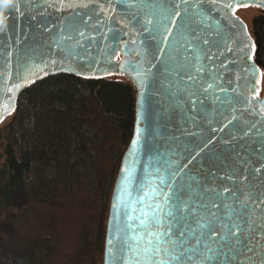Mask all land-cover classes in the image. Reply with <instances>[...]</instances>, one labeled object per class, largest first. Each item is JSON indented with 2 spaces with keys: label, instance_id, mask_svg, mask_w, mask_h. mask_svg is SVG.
<instances>
[{
  "label": "snow or ice",
  "instance_id": "snow-or-ice-1",
  "mask_svg": "<svg viewBox=\"0 0 264 264\" xmlns=\"http://www.w3.org/2000/svg\"><path fill=\"white\" fill-rule=\"evenodd\" d=\"M257 2L107 0L105 7L99 0L80 3L59 0L62 8L89 9L92 3H98L99 9L91 8L83 16L77 13L67 19L46 57H17L13 65L9 62L13 54L4 53L9 59L2 65L5 71L0 74V85L11 94V99L8 106L0 107V121L14 111L15 97L23 87L34 83L40 73L48 74L45 69L82 75L77 66L89 69L98 66L95 60L81 64L85 59L81 51H88L86 45L94 42L105 21L112 19L116 11L113 5L126 11L125 18L139 39H130L132 48L125 42L121 50L125 56L136 59H125L113 67L136 82L140 107L135 137L122 165L113 202V235L107 241L111 264H264L261 80L250 81L249 95L245 96L237 90L242 77L236 75L234 80L229 76L227 87L224 77V72L238 66L241 58L251 61L255 53L246 25L235 12L241 5L247 7ZM45 3L48 7L55 6L48 0ZM29 6L32 0L4 5L13 20L16 12ZM93 17L97 21L94 25L89 23ZM11 27L9 24L7 29ZM89 27L94 29L92 35L86 32ZM106 30L117 42L108 55L119 61V42L128 33ZM9 39H13L9 31L0 27V47L7 46ZM52 47L58 49V59L51 57ZM241 71L246 77L249 68ZM251 71L254 76L258 72L264 78V72L254 66ZM9 77L13 78L10 86L6 82ZM146 104L149 115L145 120ZM153 104L159 107L167 136L153 127L157 115ZM237 104L253 117L251 121L241 127L239 117L233 115L219 129L211 127L213 122L224 121L227 112H236ZM142 120L144 128L140 127ZM173 120L175 124L171 123ZM206 125L211 132H223L232 125L227 135L236 141L241 137H233V130H239L250 140L255 130L261 142L254 156L227 144L224 136L220 142L226 147L209 148L213 139L199 132ZM141 155L148 163L138 170ZM174 157L187 163L182 164Z\"/></svg>",
  "mask_w": 264,
  "mask_h": 264
},
{
  "label": "trees",
  "instance_id": "trees-1",
  "mask_svg": "<svg viewBox=\"0 0 264 264\" xmlns=\"http://www.w3.org/2000/svg\"><path fill=\"white\" fill-rule=\"evenodd\" d=\"M249 33L264 72L261 11ZM136 109L133 84L116 75L62 73L20 93L0 121V264H103Z\"/></svg>",
  "mask_w": 264,
  "mask_h": 264
},
{
  "label": "water",
  "instance_id": "water-1",
  "mask_svg": "<svg viewBox=\"0 0 264 264\" xmlns=\"http://www.w3.org/2000/svg\"><path fill=\"white\" fill-rule=\"evenodd\" d=\"M16 0H0V27H5L6 30L9 31L10 37H12L15 40V43H13V39H9L8 45L4 47H0V74H3L5 69L2 67L6 59H9V57L5 56L4 53L11 52L13 55L9 59V62L13 65L15 64V60L17 57H25V56H31L34 58H39L41 56H48L49 55V46L53 45L54 38L58 34V30L63 26L65 21L67 19H70L74 14H80L83 16L85 13L90 11L91 8L99 9L98 3H92L90 5L89 9H82V8H62L60 7L59 0H48V3L54 4V7H48L45 3V0H32V6H29L27 9H21V11L16 12L15 16L16 19L13 20L11 16L8 14V10L4 7L6 3H14ZM81 0H65V3H80ZM99 2L104 3L105 7H107V0H99ZM25 3H28V0H25ZM264 0H258L257 3L251 4L249 7H254L260 10L262 13H264ZM115 7L116 11L112 16V19L110 21H105V26L100 28V32L96 33V40L92 43H88L86 46L88 48L87 52L81 51V56L85 57V59L81 60V64L87 65L90 61H97L99 62V65H93L92 69H89L88 67L80 68L77 66V71L81 72L82 75H76L73 73L61 71L59 69L57 70H50L45 69V71L48 73L47 75H44L43 73H40L38 77L35 79V82L50 76L62 74V73H68L75 76H81V77H102L107 76V72H111V75L116 76H123L126 79H128L135 89L136 93V115H135V124H134V130L131 137V140L122 156L121 163L119 166V170L115 179V183L113 186L112 194L110 197V204H109V211H108V217H107V223H106V234H105V242H104V255H103V264H111V262L108 259L107 256V241L108 239L113 235V202L114 197L116 194V191L119 186V178L121 175V168L122 165L127 157L131 141L135 137L136 127H137V117H138V111H139V93L138 88L136 85V82L131 78L128 74H120V70L118 67H113V65H118L123 60H135V56H125L123 51L121 50L123 48V45L125 42H129L128 46L129 48H132L133 45L130 43V39L136 38L139 39L133 32L131 28V22L126 19V11L123 10L118 5H113ZM244 7V6H239ZM104 14L101 13V16ZM236 15V14H235ZM240 21L243 22L244 25L246 23L238 16ZM96 18L93 17V20L90 21V24H96ZM11 24V29H7V26ZM112 28L117 33H125L127 32L128 35H122V39L120 40V48L117 49V51L120 54L121 59L115 60L114 58L110 57L108 55L109 50L112 47H116L117 42L114 41L112 37V33L108 32L106 29ZM138 28V26H137ZM247 29V26H246ZM86 32L88 35H92L94 32V29L89 27L86 29ZM248 37H250V40L252 43H254L251 34L249 33L247 29ZM235 47V45H233ZM51 57L53 59H58V49L55 47L51 48ZM239 55V53H237ZM232 59H236L235 56L231 57ZM109 60L111 61V64H109ZM74 63V62H73ZM254 66L255 69H257L259 72L260 68L254 61L253 55L251 61L246 62L245 58H241L238 61V66L231 68L229 72H224L225 77V87H227L226 80L229 76H231L234 80L236 75H239L243 78V82L240 83L237 81V83H240V87L237 89L239 92H241L243 95L247 96L249 95V82L252 81L254 78H259L258 72L253 74L251 71V67ZM249 68L248 74L246 77H244V73L241 71L242 68ZM223 71V70H221ZM13 78L9 77L6 82L9 83ZM29 85L23 87L22 90L19 91L18 95L15 97L14 100V108L16 106L18 97L20 93L26 89ZM260 87V85H259ZM9 99H11V94L6 91V89L0 85V107L8 106ZM259 99L261 101H264V93L262 96H259ZM259 107V106H255ZM237 111L236 112H227L226 119L222 121L221 123L213 122L211 127H215L219 129L223 126L224 123H227L228 119H231L233 115H236L239 117V122L241 127L244 126L246 121H251L253 119L252 116H249L246 112L243 111L241 106L239 104L236 105ZM152 109L156 111L157 115L153 118L155 123L153 125L155 131L157 133H160L162 135L167 136L169 133L168 131L163 127V123L161 120V117L159 115V107L155 104L152 105ZM12 112V111H11ZM9 114H5L7 116ZM149 115V109L146 104L145 106V120L147 119ZM166 122V121H165ZM172 124H175L176 121L173 120L171 122ZM140 127H145V121L142 120L140 122ZM191 127V125H189ZM229 128H232V125H229ZM229 128H225L223 132L216 131L211 132L208 130V126L206 125L205 128L200 129L199 132H201L204 136L210 137L213 139V143L209 144L208 147L212 148L213 146L216 147L217 150H220L223 147H226V144H222L220 142V137L224 136L225 140L227 141V144L236 145L239 150L248 151L249 155H255L256 149L259 147L260 139H259V133L255 132V130H252V139L250 140L248 137H243V134L239 130H233L232 136L233 137H241L239 141L233 140L230 137H228L227 133L229 131ZM195 131V129H193ZM261 132H264V128L260 129ZM159 138V137H158ZM255 141L254 143L252 141ZM198 143V142H197ZM207 151V149H205ZM204 153L201 152V155ZM140 163L137 165L138 170L139 168L147 164V159L141 155L140 156ZM174 159L178 160L180 163H187L186 160L180 161L179 158L174 157ZM193 163H195L193 161ZM192 165H189L191 167Z\"/></svg>",
  "mask_w": 264,
  "mask_h": 264
},
{
  "label": "rangeland",
  "instance_id": "rangeland-1",
  "mask_svg": "<svg viewBox=\"0 0 264 264\" xmlns=\"http://www.w3.org/2000/svg\"><path fill=\"white\" fill-rule=\"evenodd\" d=\"M260 12L257 8L254 7H240L236 10L237 15L246 23L247 29L250 32L252 28V20ZM122 78V77H119ZM260 95L264 92V78L260 77ZM2 126V125H1ZM59 206L58 204H55ZM10 229L11 226H6V228ZM71 227V226H69ZM71 236H74V231L71 232Z\"/></svg>",
  "mask_w": 264,
  "mask_h": 264
}]
</instances>
